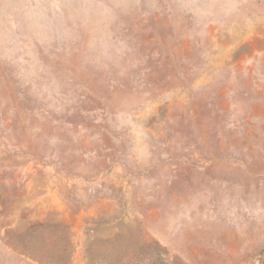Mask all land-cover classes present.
Segmentation results:
<instances>
[{"label": "rangeland", "instance_id": "rangeland-1", "mask_svg": "<svg viewBox=\"0 0 264 264\" xmlns=\"http://www.w3.org/2000/svg\"><path fill=\"white\" fill-rule=\"evenodd\" d=\"M0 264H264V0H0Z\"/></svg>", "mask_w": 264, "mask_h": 264}]
</instances>
